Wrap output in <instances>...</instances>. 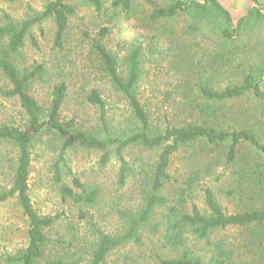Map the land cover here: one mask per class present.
<instances>
[{
	"label": "rangeland",
	"instance_id": "obj_1",
	"mask_svg": "<svg viewBox=\"0 0 264 264\" xmlns=\"http://www.w3.org/2000/svg\"><path fill=\"white\" fill-rule=\"evenodd\" d=\"M50 1L0 0V24L5 23L6 15L21 23L43 12ZM102 1L101 11L80 0L72 2L76 14L70 19L63 50L55 48L56 26L53 20H48L32 30L38 46L29 38L13 60L21 70L45 64L50 77L34 84L32 95L48 107L53 86L66 82L69 90L62 120L74 121L78 130L104 135L101 109L86 99L87 93L98 89L106 102L109 129L118 135L137 128L138 123L128 102L112 88L100 69L93 42L103 37L102 29H108L102 41L117 54L120 71L125 75L129 52L140 43L144 47L150 43L152 33L147 15L156 8L168 6L169 2L133 0L134 10L126 14L113 10L116 0ZM216 1L229 13L232 23L210 17L200 24L192 15L184 13L157 26L163 42L158 50L165 58L155 61L146 57L139 98L158 130L186 124L206 125L223 132H249L264 145V98L248 92L239 98L216 101L204 98L199 91L201 85H206L222 92L242 85L250 76L259 80L264 90V17L257 12L264 13V0ZM241 19L244 22L240 33L232 40L212 30L214 26L235 30ZM193 24L200 25L201 29L190 31ZM164 25L167 30L160 27ZM6 44V40L0 43V50ZM8 87L7 79L0 73V124L25 127L27 116L20 102L1 93L2 88ZM229 147V142L219 145L197 142L182 148L172 157L171 180L163 194L174 203L180 191H186L187 212L197 207L206 216L211 214L206 203L207 190L213 191L227 215L264 210V151L243 141L235 160L230 161ZM32 153L29 186L34 208L41 216L57 219L47 230L51 245L46 259L65 254L80 259V264H91L99 233H123L127 218L142 208L160 150L129 147L124 156L134 171L123 187L119 184L121 162L115 155L107 166L101 165L100 152L79 146L70 148L62 156L61 143L51 136L37 142ZM16 160L15 147L0 143V192L12 187ZM58 169L63 183L74 187V179H79L89 187H98L101 190L98 203L86 207L71 199L65 200L61 183L57 181ZM165 212V208H159L155 220L162 221ZM29 229V219L15 198L0 205V264H8V257L28 247ZM143 238L144 247L130 244L115 251L105 264H125L127 259L130 263L139 257L147 264H155L157 258L152 254L159 238L149 231H143ZM263 238L264 226L228 227L211 235V241H219L232 250L235 264H264L259 247ZM193 249L209 263L211 253L206 241L195 242Z\"/></svg>",
	"mask_w": 264,
	"mask_h": 264
},
{
	"label": "trees",
	"instance_id": "obj_2",
	"mask_svg": "<svg viewBox=\"0 0 264 264\" xmlns=\"http://www.w3.org/2000/svg\"><path fill=\"white\" fill-rule=\"evenodd\" d=\"M18 1V0H11ZM74 0H52L48 2L43 12L38 13L21 23H15L6 15L4 24H0V43L7 41L6 46L0 50V73L7 79L9 87L2 88L1 93L6 98H15L20 102L27 116L25 127L0 124V143L15 147L17 160L13 184L9 190L0 192V205L15 198L29 219V245L22 252L7 258L8 264H80V259L71 255H55L53 259H46V251L51 245L47 235L56 222V217L41 216L34 208L31 196L29 177L32 167V151L35 144L44 137L51 136L62 145V156L70 148L79 146L98 151L102 154L101 165L107 166L112 156H117L121 162L119 184L126 185L133 167L125 159V151L129 147L139 146L145 149H158L160 154L157 163L151 172L150 188L146 194L142 208L127 218L125 231L118 235L99 233L91 264H105L107 259L117 250L130 244L139 247L145 246L143 231H149L153 236H158L157 249L153 250V257L157 258L155 264H235L233 252L219 241H211V235L217 230L228 227H263L264 210L227 215L220 203L216 200L211 190L206 192V203L211 211L209 216L204 215L197 207L187 212L185 194L180 191L179 199L172 202L163 194L166 184L171 180L170 168L172 157L182 148L197 142H207L219 145L230 143L229 160H235L239 145L248 141L259 150L264 151L258 139L251 133L223 132L212 126L186 124L184 126H169L165 130H158L152 125L149 112L139 98V85L143 77V65L146 57L164 61V53L159 52L162 46V34L157 26L162 22H170L180 14H190L200 24L210 17L223 18L228 24L232 23L229 13L216 1L204 0H167L169 5L156 8L147 15L152 33L150 43L144 47L143 43L134 47L126 56V74L120 71V60L117 54L110 50L102 39L106 37L107 28L102 29V38L93 42V49L100 60V69L109 79L112 88L127 102L137 120L138 127L113 135L108 126L106 116V102L98 89H93L86 95V99L93 105L100 107L101 119L104 123V135L84 132L76 129L74 121H63L61 112L68 97L69 86L66 82H58L53 86L52 101L48 107L41 104L31 93L34 84L44 82L50 77V72L45 64L33 65L20 69L13 57L18 55L26 46L30 38L34 46H38L32 30L41 27L48 20H53L56 26L55 48L64 49L66 36L70 28V19L76 14ZM87 5L94 6L98 11L103 10L102 0H80ZM152 2L153 0H146ZM113 10L131 14L134 10L133 0H116L112 5ZM257 11V10H256ZM261 17L264 13L257 11ZM196 21V22H197ZM244 19L238 23V28H219L226 39H234L240 33ZM167 30V26H160ZM200 25L193 24L190 31H199ZM104 34V35H103ZM159 52V57H156ZM200 94L209 100L224 101L239 98L253 92L257 97L264 98V90L260 81L247 77L242 85L229 87L222 92L214 91L206 85L199 87ZM62 158V157H61ZM136 168V167H135ZM57 181L61 183V194L65 200L71 199L76 204L86 207L95 206L101 195L98 187H89L79 179H74V187L63 183L59 169ZM165 208L163 219L155 220L156 211ZM259 231H257L258 233ZM255 238L253 237L252 240ZM206 241L211 253L209 263L201 255L195 253L193 244ZM264 254V238L259 244ZM125 264H147L143 257Z\"/></svg>",
	"mask_w": 264,
	"mask_h": 264
}]
</instances>
